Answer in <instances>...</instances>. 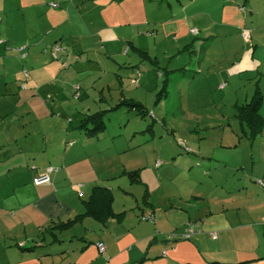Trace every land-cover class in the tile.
<instances>
[{"label": "rangeland", "instance_id": "1", "mask_svg": "<svg viewBox=\"0 0 264 264\" xmlns=\"http://www.w3.org/2000/svg\"><path fill=\"white\" fill-rule=\"evenodd\" d=\"M28 1L0 0V37L6 23L11 30L21 29L19 15ZM168 1V12L148 14L168 19L163 28L143 27L137 35L121 23L96 49L100 55L75 58L62 43H56L55 57L47 50L23 61L11 51L0 55V154H16L20 147L41 152L3 159L0 182L11 184L7 191L0 183L2 194L15 201L23 192L20 200L33 199V192L44 188L27 184L37 160L52 166L57 161L63 167L58 175L66 173L58 200L70 203L62 222L84 212L82 201L95 186L109 189L112 212L123 214L120 221L109 218L105 224L85 216L65 231L45 226L37 238L31 228L26 236L14 228L17 241L35 250L10 244L9 264H264V186L257 183L264 185V130L250 140L234 117L235 106L246 103V96L250 100L256 82L264 100V0ZM183 8L198 17L206 11L212 20L190 25ZM81 9L82 25L91 35L104 21L99 10ZM229 9L231 17L223 18ZM228 22L232 28L221 35ZM149 33L156 37L148 38ZM122 37L150 51L157 63L149 65L132 50L116 57L125 48L118 49ZM105 50L115 56L108 59ZM68 55L71 59L60 62ZM241 59L254 68L224 79L226 67L243 68ZM168 71L166 94L156 100L166 78L159 73ZM216 80L225 90L215 87ZM125 100L138 102L144 111L122 105ZM98 112L105 128L87 137L79 122ZM259 114L264 116V101ZM133 171L139 174L131 183L125 173ZM188 226L193 232L183 240ZM42 252L49 255H37Z\"/></svg>", "mask_w": 264, "mask_h": 264}, {"label": "crops", "instance_id": "2", "mask_svg": "<svg viewBox=\"0 0 264 264\" xmlns=\"http://www.w3.org/2000/svg\"><path fill=\"white\" fill-rule=\"evenodd\" d=\"M29 0L27 3H25L23 9H21V13L19 15L20 23H23V25L20 27L21 29L11 30L12 27L7 26L6 23L5 29L1 34L0 45L2 46V50L0 52L1 54H4V51H11L14 55H16L17 60L19 58V48H24L25 58L29 57H35L43 56L42 50L46 47H50L52 44L55 43H62L69 52H67L69 55L79 58L85 54L87 56L91 53L100 55L101 53L99 51H96V49H99L101 44L106 43V39H110L111 31H113V28L117 25L120 26L121 23L129 26L132 30H135V33L139 35L140 30L143 32V27L147 28L148 26L152 28L161 27L163 28L164 25L168 24L170 21L168 19L164 21H160L158 19H149L148 14H158L162 11L168 12L170 10V5L168 0H79V5L76 4V0ZM177 4H179L178 1H176ZM51 4H57L56 7H51ZM87 6L90 8V10H99V14L104 21L103 26L98 27L95 30V32L91 35H89L86 31V28L84 29V26L82 25V20L80 16H83V10L81 7ZM74 8H78V12L74 10ZM224 9V8H223ZM222 9V11H223ZM206 10V9H205ZM231 9H229L228 14H226L223 18H230L231 17ZM183 15L187 16V23L191 25L196 24L194 20H198V22L202 23V26L209 25L212 17H208L209 13L205 12V16L200 14V17L194 13L193 10H186L183 8L182 11ZM17 13V12H16ZM85 13H87V10H85ZM147 13V15H146ZM104 16V18H103ZM110 18L113 20V22L116 23V25L113 26L109 21H106L108 25L105 23L106 18ZM203 17L204 21H202L200 18ZM75 21V22H74ZM1 22V20H0ZM34 22L35 27L32 25V30L28 29V25L30 23ZM70 22L73 23V29L69 26ZM179 24V22L174 23V25ZM26 25V27L24 26ZM67 25L69 30H73L77 33V35H72L69 30H63V27ZM233 24H230L228 22V25L225 26V29H223L220 33L221 35L224 33V31L227 28H232ZM217 27V25H216ZM214 26V28H216ZM82 29L86 31V33H83ZM195 29V28H193ZM149 31H146V33ZM110 33V35H109ZM93 36V40L89 41L87 39H81L84 37ZM156 37L155 35L149 33L150 39ZM78 39V43L73 42V39ZM100 43H96L94 40H98ZM118 49L121 48L122 45L125 46L123 53L120 52V49L116 51V57H123L124 54L126 56L128 55L129 51L132 50L133 53H135L134 49H138L140 51H143V49L139 47H135L134 43L128 42L126 38L122 37L118 39ZM94 46L95 49L89 50L88 46ZM9 46L12 47V49H6ZM146 51V50H145ZM144 51V52H145ZM105 52H107L105 50ZM109 52V53H108ZM107 58L110 59V57H114L115 53L108 51ZM147 53V52H146ZM150 51H148L149 55ZM123 54V55H122ZM63 57L60 62L62 61H68L70 56ZM243 57H248V54H244ZM243 59V58H242ZM241 64L243 65V68L241 70L237 71L234 68H228L226 67L224 69V79H232V77L237 76L241 73V71H245L246 69L252 70L254 67H247L248 62L246 61V64L244 65L245 61H242ZM248 59V58H247ZM10 61V59H6L5 61ZM23 61V59H21ZM199 63V62H197ZM171 73L167 74V78L169 77ZM211 76L208 77L210 79ZM222 78H220L221 81ZM217 81V80H216ZM169 83V81H168ZM224 83L216 82L215 87L221 91L225 90V84L223 87H221ZM168 86V84H167ZM262 86V84L260 85ZM245 102L249 100L247 96L245 97ZM262 101L263 97H262ZM262 115V114H261ZM263 116V115H262ZM264 117V116H263ZM15 147L16 141H14ZM37 152V151H36ZM36 152L29 151L28 149L24 148H18L16 154H9V152H3L0 154V171H3V167H5V164L3 163V159H7L8 157H14L13 160H17L19 155H24L26 157H31L36 154ZM41 152H37V156ZM16 155V156H15ZM65 155V154H64ZM22 157V156H21ZM2 160V161H1ZM4 160V161H5ZM34 162V161H33ZM37 166L35 167L34 173L30 174V180L27 181V184H30L29 187L33 185L32 180L36 175L43 174L45 170L48 167H51L54 169L52 173H50V184L42 186L41 190H36L33 192V199H28L26 201L20 200V197L24 194L23 192H20L18 197H15V201L8 198V194L5 193L2 194L3 189L0 188V264H9V258L7 255V248L12 245L13 243L17 248L20 249V251H34L35 247L34 245L28 246L27 243L18 242L19 234L12 233V230L20 229V231L23 233L24 236H26L27 229L31 228L30 230L33 231L35 234V238L40 235V233L43 234V229L45 226L52 227L59 223H66V221L62 222L60 219L61 216L69 215V212L65 210V206H69V200L67 198L58 200V195H60L63 187L60 185V178L61 176H66V173L58 175L61 171L60 164H58L57 161H55L53 164L55 165H46L45 163H40L37 160ZM7 172H9V168L7 169ZM2 176H0V180ZM3 184V181L0 182ZM10 182L6 180V185L4 187L8 191L10 187ZM26 183H22L20 186H24ZM32 184V185H31ZM54 185V187H53ZM11 189H14L16 185H11ZM34 186V185H33ZM36 187V186H34ZM78 215V214H77ZM76 216V215H74ZM74 218V217H73ZM43 219V225H40V220ZM56 219V221L54 220ZM59 221V222H57ZM57 222V223H56ZM54 224V225H53ZM74 225V224H73ZM72 225V226H73ZM71 226V227H72ZM71 227H69L66 230H69ZM50 229V228H49ZM11 231V232H10ZM65 231V230H64ZM32 243L35 244V239H30ZM72 240V239H71ZM215 240V239H213ZM9 241H11L9 243ZM9 244V245H8ZM33 248V249H32ZM5 249V251H3ZM31 249V250H28ZM2 252H4V255H2ZM104 252V247H103ZM38 256H46L49 255V253H39ZM18 257V256H17ZM34 259V258H33ZM37 262L40 261V259L36 260ZM137 262L140 261H133L129 262L128 264H137ZM22 264V263H21Z\"/></svg>", "mask_w": 264, "mask_h": 264}, {"label": "trees", "instance_id": "3", "mask_svg": "<svg viewBox=\"0 0 264 264\" xmlns=\"http://www.w3.org/2000/svg\"><path fill=\"white\" fill-rule=\"evenodd\" d=\"M1 43V42H0ZM55 46H59L58 44H52L49 48L46 47L43 49L46 53L49 51L51 53L52 49ZM135 53L142 59V61L148 62L149 65H155L156 59L151 58L146 52L140 51L138 49L133 48ZM24 53V50L23 52ZM25 54V53H24ZM25 55L21 56V52H19V58L23 59ZM167 71V70H165ZM172 73L171 71L163 72L162 74L159 73V77H166L163 81L162 88L156 94L155 99L160 100L162 97L165 96L168 84L167 74ZM121 104H127L132 107L131 110L137 111V109H142L141 104L132 100H125L121 101ZM262 104V94L259 90L258 84L256 82L252 96L247 103L237 105L235 118L240 123V128L243 127V134L248 137V139L252 140L255 138L256 135L261 134L264 130V118L260 116L259 109ZM143 110V109H142ZM144 111V110H143ZM103 113L98 112L93 115H84L83 118L80 120L79 128L82 129L87 137H96L98 136L105 128L103 122ZM264 166V162H263ZM125 173V172H124ZM126 176L130 178V182L133 183L134 180L132 178L138 177L139 171L127 172L125 173ZM138 182L136 180L134 183ZM259 185V184H258ZM91 192L86 201H82L84 212L81 214L76 215L72 220H68L66 223H59L56 224L50 229H57V230H66L71 227L73 224L81 221L82 218L85 216H90L97 222H101L105 224L106 220L109 218H114L117 221H120L123 214H114L111 209L112 205V194L111 191L105 187L95 186L91 188ZM49 229V230H50ZM31 250V249H28Z\"/></svg>", "mask_w": 264, "mask_h": 264}, {"label": "built area", "instance_id": "4", "mask_svg": "<svg viewBox=\"0 0 264 264\" xmlns=\"http://www.w3.org/2000/svg\"><path fill=\"white\" fill-rule=\"evenodd\" d=\"M191 33H196L195 30H193ZM245 36V35H244ZM58 46H55L51 53L53 54V56L55 57V50H57ZM24 50V48H19L18 51L21 52V56L25 55L24 53H22ZM222 87V86H221ZM54 171L53 168L48 167L45 172L43 174L40 175H36L33 180L32 183L34 186L38 187V186H43V185H49L50 184V173H52ZM260 186H264L261 182H257ZM194 226H188L187 229L185 230L184 234L181 236V239L183 240H187L190 237V234L193 232ZM209 236L212 239H215V235L214 234H209ZM97 248L100 252H103V246L101 244H97Z\"/></svg>", "mask_w": 264, "mask_h": 264}]
</instances>
